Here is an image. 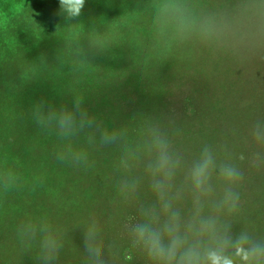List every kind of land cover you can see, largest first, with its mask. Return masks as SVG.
Instances as JSON below:
<instances>
[{"label": "rangeland", "instance_id": "obj_1", "mask_svg": "<svg viewBox=\"0 0 264 264\" xmlns=\"http://www.w3.org/2000/svg\"><path fill=\"white\" fill-rule=\"evenodd\" d=\"M14 1L15 6L23 4L22 11H15L11 1L3 3L0 0V12L5 5L11 7L0 14L5 20L3 27H0V264H41L39 234L34 240L22 239L21 227L42 221L51 225L52 218L59 226L55 227L53 232L58 233L59 242L64 243H68L70 239L67 235L71 228H62L64 219L49 209L56 204L49 202V196H52V178L62 181L64 176L67 178L66 173L62 172L64 160L48 162L45 157L41 158L42 153L49 154L50 146L47 143L37 144L38 153L18 155L20 148H34L35 143L39 141L37 137L32 140L24 138L30 131L20 132L35 125V119L31 122L30 112L35 104L43 101L55 110L60 108L57 104L50 103L49 97L41 96L42 99L36 100L40 92L35 94L34 88L41 87L42 93L47 96V86L52 87V83L57 87L63 83L67 87L76 86L74 91L83 96L82 109L89 117L96 116V124L107 120L108 116L114 117L113 114L118 113L120 109L125 110L127 104L121 101L114 103L109 98V101L104 102L108 98L107 89H97L98 84L92 83V80H95L96 74L101 78L110 72L109 57L105 59L106 56L104 58L99 52L112 48L121 49L126 41L119 26L112 19L130 15L127 11L117 13L112 8L114 0H85L81 16L69 23L60 13L59 0ZM117 1L125 9V4L130 0ZM190 2L197 10L216 15L226 26V35L221 43L192 39L176 42L167 49L156 47L155 33L149 32L148 28L144 29L150 20L153 21V14L143 25L137 24L133 28L121 25L132 42V47H127L129 54H134L130 57L134 59L139 54L133 40L141 35L142 48L148 54H140L137 61L142 60V65L148 66L149 71L155 69L162 77L167 78L161 83L163 92L155 91V97L152 99L161 101L159 109L144 111L143 124L139 126L128 123L130 126L124 131L123 138L127 147H134L145 138L150 127H159L168 134L174 150L183 155L189 164L198 157L205 145L210 146L218 162H230L242 173L240 180L233 185L234 191L239 193L237 211L231 215L224 212L222 218L230 224L234 234L245 231L255 239L264 240V210L257 209L261 208L264 201V138L258 140L254 135L257 125L264 130V0ZM21 28L27 37L21 35ZM137 28L140 31L132 33L131 29ZM23 38L31 42L24 45ZM77 52H80L79 62L74 54ZM41 56L48 57L43 60L44 64L39 60ZM32 64H35L37 73H25L23 68ZM71 66L73 69L64 73V69ZM112 68L118 72L126 68L127 74L122 78L133 77L132 63L115 65ZM77 69H81L83 74L79 81H75L72 74ZM117 76L120 75H113L111 79H118ZM56 92L54 91L55 94ZM181 93L183 94L179 97ZM168 97L172 100L170 103L165 102ZM178 98L185 101L184 106L183 101L180 99L179 102ZM98 100L100 104L91 106ZM73 102L74 100H70L62 105L71 109ZM12 112L14 113L10 120L2 119ZM18 112H24L23 120L15 116ZM121 112L135 114L134 111ZM104 127L106 126L91 128L92 135L89 136L92 140L84 145H90V155L95 157L96 164H99V158H102L99 154L102 144L98 139V130ZM116 127L121 126H111V131ZM36 128L44 134L45 128L38 124ZM107 130H110L109 127ZM140 130L142 133L138 132ZM53 132L54 130H49L47 134ZM73 138L78 137L76 135ZM42 145L45 147H41ZM92 146L96 151L92 152ZM60 150L57 149V152L60 153ZM241 156L243 160L240 159ZM34 159L38 161L42 171L39 174V182H34L33 172L27 181H22L26 179L21 178L28 174L21 172L20 168H28L29 171L32 166L28 163ZM58 163L59 167H62L60 172L50 171L59 169L55 168ZM94 174L99 178V173ZM108 174L110 173L107 172L100 178L103 179ZM8 176L12 177L11 185L5 187V177ZM112 176L113 174H110V177ZM62 184V192L58 197L65 193L64 189L71 187L67 186L65 181ZM213 187V198H221L225 183L214 177ZM38 196V200L44 203L39 202L40 207L35 204ZM107 198L109 207L106 212L100 208V199L86 210V214L91 218L89 222L95 221L99 233L103 234L107 232V227L117 212L114 203L120 205L122 201V198L119 200L114 194H109ZM181 208L187 214L191 201H184ZM100 211L104 215L102 222L97 218ZM69 225L67 223V226ZM98 239L101 245L107 242L105 237L99 236ZM73 240L77 243L84 241V236L79 233L71 241ZM108 245L112 246L110 243ZM118 251L103 252L104 264H132L137 257L131 248ZM57 259L56 257L55 261Z\"/></svg>", "mask_w": 264, "mask_h": 264}, {"label": "clouds", "instance_id": "obj_2", "mask_svg": "<svg viewBox=\"0 0 264 264\" xmlns=\"http://www.w3.org/2000/svg\"><path fill=\"white\" fill-rule=\"evenodd\" d=\"M60 13L66 22L81 16L85 0H59ZM153 29L157 45L167 49L176 42L197 39L206 43H221L225 28L216 15L197 10L190 0H153ZM23 4L15 6L20 12ZM5 20L0 17V27ZM82 99L76 97L71 109H53L45 102L33 109L36 123L54 130L61 138H70L79 132L98 128L95 120L82 109ZM256 138H264V130L256 126ZM124 133L101 130L103 144H120ZM92 138L90 137V140ZM58 159L73 163L86 162L84 152L71 148ZM243 160V156L240 157ZM120 168L126 176L119 184L125 200L134 198L141 182L147 179L155 199L141 207L140 219L126 225L131 247L142 252L150 264H264V240L255 239L248 232L234 234L222 215L234 214L238 208L239 193L234 191L242 173L230 162L217 161L210 146L205 145L198 157L189 164L174 150L168 134L159 127H150L145 138L134 147L124 149ZM222 180L226 187L221 198L214 199L213 178ZM12 177H5V187ZM191 201L187 214L181 204ZM39 234L41 264H54L62 246L47 222L28 223L21 227L22 239L34 240ZM95 221L84 232V247L89 264H104L102 247Z\"/></svg>", "mask_w": 264, "mask_h": 264}, {"label": "trees", "instance_id": "obj_3", "mask_svg": "<svg viewBox=\"0 0 264 264\" xmlns=\"http://www.w3.org/2000/svg\"><path fill=\"white\" fill-rule=\"evenodd\" d=\"M2 1L4 3L7 0H2ZM9 1H11L10 3L12 4V7H14L15 1L14 0H9ZM137 1L138 2H136L135 0L128 1V3L125 4L124 7L125 9H123L119 5V2L117 0H114L112 4V8H114L116 12L119 11L122 13L127 11L126 13L130 15L129 17L125 16L124 18L112 19V21L119 26L120 32L122 36H125L126 41L124 42L125 44L124 46H122L121 49L112 48L110 50L99 52V54H102L104 58L106 56L105 59L109 57L110 61L108 65L110 66L109 67L110 72L106 76L103 75L101 78L98 77V75L96 74V77H94L96 81L92 80V83L98 84L97 89H107L106 94L108 95V98H106L104 102L109 101L110 98V101L114 103L116 101H121L123 104L126 103L127 106L125 107V110L120 109L118 110V113L113 114L114 117L108 116L107 120L105 121L101 120L100 122H98L97 123L98 129L101 128L102 125L106 126L101 130H107L109 127L110 130L108 131L111 132V128H110L111 126L113 127L121 126V127H116L114 131L118 133L119 132L124 133V131H126V128L129 124L134 126H139L140 124H143L144 111H156L157 109H159L161 104V101L159 99L156 98L155 101H153L152 99L155 97V91L161 90V93L163 92L161 83L163 80L167 78L162 77L161 74H159L158 71L155 69L149 71L148 66L144 64L142 65V60L137 61L138 56L140 54L143 55L148 54V52L142 48L143 43L141 44V38H142L141 35L140 37H138V39L133 40L132 38V40L135 41L139 49V54L136 53L138 55L134 59L130 57V55L134 56V54L133 52L129 54L127 47L131 48L132 42L121 28V25L127 26L129 28H133L137 24L143 25L145 21L148 22L149 17H152L151 14H153V8L151 4H153V0H137ZM9 8H11L9 5H5L4 7L1 8L0 14L4 13ZM146 28H148L149 32L154 33L153 21L150 20L144 29ZM21 29H22L21 35L25 37L26 35L24 33V29L23 28ZM131 30L132 33H138L140 31L139 28H137L136 30L133 29ZM69 37H71V35ZM22 42L25 45L26 42H31V40L27 41V39H24ZM155 42H156V47H159L157 45L156 40ZM149 43L147 44L149 45ZM74 54L78 57V62H79L80 52ZM163 54H165V52H163ZM47 58L41 56L39 57V60L42 62V64H44L43 60ZM126 58H128V60ZM129 63H132L133 65V70H131L133 77H131L130 79L122 78L124 77L123 75L127 74L126 68L122 69L119 72L116 69L112 68V66L115 65H124ZM23 69L25 70V73L36 72L35 64H32L29 67H24ZM71 69H73V66L64 69V73H66ZM72 74L75 81H79V78L83 76V74L81 73V69H77ZM113 75H120V76H117L118 79H111L113 78ZM40 88L37 86L34 88V92H36L35 94L40 92L36 96V100L42 99L41 96L49 97V102L57 104L58 107L60 108H62L63 106L66 107V105H62V104L66 103L67 101L74 100L76 97H80L81 99H83L82 98L83 96L80 93H76L74 91L76 86L67 87L63 83L61 84L60 87H57L55 83H52V87L49 88L47 86L48 89L47 96L45 95V93H42L43 89L41 88L42 89L41 91ZM54 91H57L56 92L57 94H55ZM182 94L183 93H181L179 97ZM180 99L181 98H178L179 102H181L182 100ZM171 101L172 100L170 97L165 98L166 103H170ZM182 101L184 106L185 101L184 100ZM100 103H101L100 100H98L93 102L91 106H96ZM121 111H134L135 114L128 115V113H123ZM30 112H31V122H32L34 120L33 111ZM13 113L14 112L6 116H3L2 119H5V121L10 120ZM23 114L24 112H18L15 114V116L18 119L23 120L22 119ZM92 119L96 120V116L94 115ZM36 125L37 123L35 121L34 126H31L28 129L20 132L26 133L30 131L29 135L24 136V138L27 140L29 139L32 140L37 137L39 141L35 143L36 145H34V148H27V147L20 148L18 151V155L24 156L27 153H38L39 152V149H37L38 143L41 144L47 143L48 146H50L49 154L40 153L41 154L40 157L41 158L45 157L48 160V162L53 160H59L58 156L62 152L66 153L69 148H71V150L74 152H84L87 155L86 162H82L80 164H76L68 159H65L64 160L65 166H62L63 167L62 172L66 173L67 178L64 176L63 181L52 178L53 184L51 185V192H50L52 193V196H49V202L51 203L56 202V204L50 206L49 209L50 211L57 213V215H59L61 219H64L62 221L63 222L65 221V223L63 226H61L62 228L64 227L71 228V232L68 233L67 235V238L70 236L68 243L60 242L62 246L58 251V256H57L58 259L54 262V264H89L88 254L85 250L84 242L79 241L77 243L76 240L73 241L71 240L79 233H81L84 236V232L87 229L88 225L90 224L89 219H91L86 214V210L90 209V207H93L98 199H100V208H103L104 212H106V210L109 207V201H108L109 199L107 198L109 194L116 195L119 198V200L120 198H122V201L119 203L120 205L114 203L117 212L114 213L115 214L113 216L114 218L112 222L109 223V226L107 227V232L105 234H103L102 232L99 233V236L101 238L105 237L107 241L105 242V244L101 245L102 253L110 252V251L116 252L117 249L119 250L118 252H120L126 248L128 249L131 248L132 250L135 251L137 255L136 259L132 261V264H150V261L142 252L131 247L130 237L126 229V225L137 222L141 218L140 217L141 207L151 204V202L154 201L155 196L149 186L147 179L141 182L138 189V193L134 198L125 200L124 197L121 196L119 192V184L123 181V179L126 176L139 174L138 171H134L132 173H126L120 168V159L124 153V149L127 147L125 139L123 138V141L120 144H113V145L103 144L100 140L101 130H98V139L99 142H101L102 144V148L99 154L102 155V158H99L100 163L96 164L95 157L93 155L92 156L90 155L91 153L90 145H87L86 147L84 146L85 142L87 141L90 142L89 135H92V133H90V130H92L91 128L79 132L78 134H76L78 138L74 139L73 138L74 136L70 138H61L60 136L57 135L55 131L52 134H47L50 129H47L46 131L44 129L43 131L44 134H43L40 132L39 129L36 128ZM134 129L138 130V128H134ZM138 132L142 133L141 130ZM73 141L75 142L73 143ZM43 146L44 145H42L41 147ZM93 147L94 146H92V152L96 151V149ZM59 148L61 149L60 153L57 152V149ZM28 164L32 166L31 168H29V171H27L28 168H20L21 172L25 171L24 173L28 174L21 178V179H26L22 181H27L29 177H31V172H33L35 174L34 182L36 181V183H38L39 182L38 178L40 177L39 174L42 173L39 167L40 165H38V161L34 159V161L32 160V162ZM56 167L59 169H51L50 171L59 173L60 168L62 167H59V163L55 165V168ZM107 172L113 174V176L110 177V174H108L107 177L103 179L100 178L103 175H105ZM94 173H99V178ZM64 181L67 186H71V187L64 189L65 193H63L62 195H60V197H58V194L62 192V187H63L62 182L64 183ZM66 182H68V184ZM9 189L10 188H8L7 190L9 191ZM38 198L39 196L35 200V204L37 206H39L38 205L39 202L40 204L43 203L42 201H39ZM263 206H264V201L261 205V208H257V209L264 210ZM82 208L85 209L82 210ZM97 216H98L97 217L98 220L102 222L104 215H102L101 211L98 213ZM53 221L54 219L52 220V218H50V224L52 226V229L55 230V227L59 228V226L57 223H54ZM67 223H69L70 225L67 226ZM101 233L103 235H101ZM54 235L57 237L58 240H60L58 233H54ZM108 243L112 244V246L108 245ZM139 255L142 257H138Z\"/></svg>", "mask_w": 264, "mask_h": 264}]
</instances>
